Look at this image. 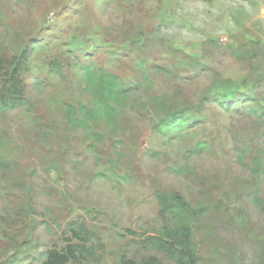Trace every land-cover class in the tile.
I'll use <instances>...</instances> for the list:
<instances>
[{
  "label": "rangeland",
  "instance_id": "374dc122",
  "mask_svg": "<svg viewBox=\"0 0 264 264\" xmlns=\"http://www.w3.org/2000/svg\"><path fill=\"white\" fill-rule=\"evenodd\" d=\"M27 47L26 106L0 112V264H42L71 223L101 264H175L140 245L161 193L206 209L196 264H264V0H0V59ZM87 65L129 89L91 133L66 117L92 102Z\"/></svg>",
  "mask_w": 264,
  "mask_h": 264
},
{
  "label": "trees",
  "instance_id": "16d2710c",
  "mask_svg": "<svg viewBox=\"0 0 264 264\" xmlns=\"http://www.w3.org/2000/svg\"><path fill=\"white\" fill-rule=\"evenodd\" d=\"M35 46L41 47L40 43ZM29 47L25 48L19 57L13 58L10 67L0 59V112L10 111L26 106L24 97L25 85L21 80L22 74L28 71ZM55 66V63H52ZM55 67V71H56ZM82 79L85 90L90 94L92 102L89 106L80 105L78 111L71 106L66 110L67 122L73 129L90 132V123L103 120L114 126L118 116L116 105L124 89L117 76L97 71L92 65L82 67ZM225 109H231L229 102L219 103ZM79 115L80 117H78ZM186 122L180 117H168L162 121L161 132L168 137L180 135ZM198 149H204L199 147ZM258 168V165H256ZM160 206L159 214L167 224L154 234L141 239V248L145 251H156L164 254L175 264H196L195 246L193 243L194 228L201 225L206 214L204 207L191 209L185 199L178 193H161L157 196ZM69 231L71 239L60 249L44 252L42 264H101V245L97 237L87 230L83 223H71ZM121 264H162L154 255L135 259H122Z\"/></svg>",
  "mask_w": 264,
  "mask_h": 264
}]
</instances>
